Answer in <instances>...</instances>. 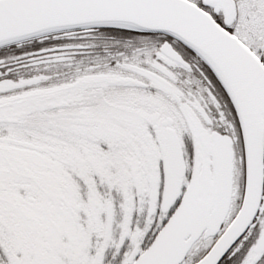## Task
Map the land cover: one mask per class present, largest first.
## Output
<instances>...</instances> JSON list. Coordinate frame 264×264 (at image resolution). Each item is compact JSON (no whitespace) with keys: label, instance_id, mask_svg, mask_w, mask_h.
I'll return each mask as SVG.
<instances>
[{"label":"snow or ice","instance_id":"1","mask_svg":"<svg viewBox=\"0 0 264 264\" xmlns=\"http://www.w3.org/2000/svg\"><path fill=\"white\" fill-rule=\"evenodd\" d=\"M0 264H264V0H0Z\"/></svg>","mask_w":264,"mask_h":264}]
</instances>
